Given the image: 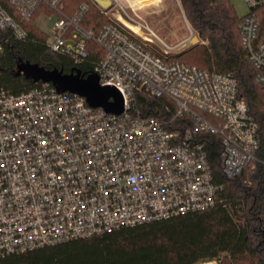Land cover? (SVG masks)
I'll return each instance as SVG.
<instances>
[{"label": "built area", "instance_id": "built-area-1", "mask_svg": "<svg viewBox=\"0 0 264 264\" xmlns=\"http://www.w3.org/2000/svg\"><path fill=\"white\" fill-rule=\"evenodd\" d=\"M7 1L20 18L32 17L43 3L52 8L45 13L56 16L47 43L76 64L88 59L89 42H97L105 55L92 72L101 85L118 89L124 110L92 107L52 82L36 81L20 93L0 89V257L214 206L223 185L214 178L207 134L221 138L228 177L264 164L260 126L235 75L171 59L185 45L165 42L119 0L108 6L93 0L111 20L97 34L81 24L88 3L68 14L63 0ZM245 1L250 11L240 26L242 44L264 91L257 12L264 0ZM7 29L26 36L0 2V30ZM139 93L172 100V117L142 113Z\"/></svg>", "mask_w": 264, "mask_h": 264}, {"label": "trees", "instance_id": "trees-1", "mask_svg": "<svg viewBox=\"0 0 264 264\" xmlns=\"http://www.w3.org/2000/svg\"><path fill=\"white\" fill-rule=\"evenodd\" d=\"M0 2L26 33L24 38H18L12 29L0 30V89L20 93L36 83L25 74H17L20 63L67 73L78 69L88 76L96 61L105 55L103 48L91 40L88 59L76 64L49 47L48 33L37 24L42 13L54 12L52 8L43 3L32 17L20 18L7 0ZM179 2L200 41L171 54V59L235 75L239 96L259 123L260 155L264 159V91L255 80L257 71L243 48L240 26L245 15L237 13L231 0ZM83 3L90 4V9L81 24L97 34L111 20L93 0H63L62 9L73 14ZM257 12L264 36V8H257ZM137 103L142 113L158 118H170L175 111V103L169 98L139 93ZM207 142L215 181L223 185L214 206L7 255L0 257V264H201L214 260L218 264H264V164L228 177L223 169L220 136L207 134Z\"/></svg>", "mask_w": 264, "mask_h": 264}, {"label": "rangeland", "instance_id": "rangeland-1", "mask_svg": "<svg viewBox=\"0 0 264 264\" xmlns=\"http://www.w3.org/2000/svg\"><path fill=\"white\" fill-rule=\"evenodd\" d=\"M119 1L130 15L148 23L151 29L170 45H187L194 35L191 36V29L179 0H133L136 13L139 16L132 12L129 0ZM231 2L240 16H244L250 11V5L245 0H231ZM55 18L56 16H53L52 19H49L45 13L37 18V24L48 33L49 37H51V25ZM208 262L218 264V261L215 260Z\"/></svg>", "mask_w": 264, "mask_h": 264}, {"label": "water", "instance_id": "water-1", "mask_svg": "<svg viewBox=\"0 0 264 264\" xmlns=\"http://www.w3.org/2000/svg\"><path fill=\"white\" fill-rule=\"evenodd\" d=\"M96 1L102 6H108L110 3V0ZM199 41L198 35H193L180 51ZM17 74H25L35 81L52 82L59 91L82 95L92 107H103L110 113H121L124 110V100L118 89L112 85H101L98 74L94 72L84 76L78 69L67 73L58 68L48 69L39 64L24 62L18 65Z\"/></svg>", "mask_w": 264, "mask_h": 264}, {"label": "bare ground", "instance_id": "bare-ground-1", "mask_svg": "<svg viewBox=\"0 0 264 264\" xmlns=\"http://www.w3.org/2000/svg\"><path fill=\"white\" fill-rule=\"evenodd\" d=\"M133 27H134L135 30H137V31H141V30L139 29V27H137V26H133ZM204 264H213V262H205Z\"/></svg>", "mask_w": 264, "mask_h": 264}]
</instances>
